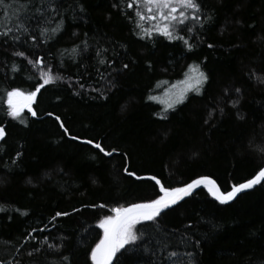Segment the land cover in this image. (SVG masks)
I'll return each mask as SVG.
<instances>
[{"label": "trees", "instance_id": "16d2710c", "mask_svg": "<svg viewBox=\"0 0 264 264\" xmlns=\"http://www.w3.org/2000/svg\"><path fill=\"white\" fill-rule=\"evenodd\" d=\"M12 2L0 7V31L17 23L20 0L7 7ZM127 2L61 0L64 30L54 40L0 37V127L6 133L0 141V259L92 264L90 251L103 235L99 222L111 208L162 195L149 177L182 187L208 176L227 192L264 166V84L255 78H264V0H202L204 27L186 35L191 51L160 35L141 39ZM27 23L38 33L35 20ZM77 45L81 54L73 62ZM97 49L107 50L108 64L97 63ZM16 51L43 57L64 77L41 89L33 104L37 116L25 109L24 123L7 114V92L34 91L43 81L40 69ZM193 64L208 76L202 94L189 93L165 111L159 96L185 79ZM56 116L80 139L65 134ZM89 139L115 149L113 155L82 142ZM57 211L70 215L53 221ZM157 219V225L147 222L154 238L149 251L118 253L121 264H171L165 259L171 251L178 253L176 264H188L189 252L196 264L264 261V181L228 204L201 188ZM29 234L36 239L23 243ZM165 239L167 248L155 243ZM37 247L38 254H27Z\"/></svg>", "mask_w": 264, "mask_h": 264}, {"label": "snow or ice", "instance_id": "6c2138e0", "mask_svg": "<svg viewBox=\"0 0 264 264\" xmlns=\"http://www.w3.org/2000/svg\"><path fill=\"white\" fill-rule=\"evenodd\" d=\"M15 4H17V0H13L12 4L7 5V7L11 8ZM4 6L5 0H0V7ZM62 7L61 0H20V11L16 14L17 23L15 27L4 26V30L0 31V37L10 36L14 42H18L21 37L16 33H22L28 35L33 43H36L38 38H42L43 43H48V41L54 40L57 35L64 30ZM126 7L127 9L133 10L135 29L138 31V34H140L141 39H152L154 35H160L169 41H180L191 51L194 45L189 42L191 36H187L186 38V35L196 32V26H199V28L204 27L203 21L205 18L202 15V0H128ZM80 11H83L82 6H80ZM125 15H127V13H125ZM57 16L60 17L59 20L56 19ZM129 18L131 19L132 17ZM73 19H75V17H73ZM207 19H211V17L209 16ZM31 20L37 22L38 33L30 30L27 22ZM145 23H147L148 26H145ZM73 35L76 34L73 33ZM81 43L83 44V51H87L89 47L87 40H83ZM208 47L211 48L213 45L209 44ZM106 51V49L96 50L95 55L99 58L97 61L99 65L109 63V61L104 58ZM71 53L73 54L71 59L75 62L76 56L81 54L80 46H74L71 49ZM13 55L23 57L27 59L28 64L39 68V76L43 82L36 85L34 91H22L19 88L8 91L7 114L13 119H21L22 113L27 109V111L35 117L37 116V112L33 109V104L37 100L38 93H40L41 89L45 88L46 85L62 81L64 77L54 73L50 66L46 67L43 57H39L36 60L28 59L24 51H16ZM123 67L125 69L128 68V64H124ZM14 70L18 69H15L14 66ZM250 78L253 77L250 76ZM255 78L259 83L264 84V78ZM207 82L208 76L201 70L200 65L193 64L189 66L188 72L185 73V79L178 81L177 84L172 86L175 91L166 93V96L169 98L163 101V103L166 104L165 111L168 109L174 110L176 105L183 104L188 98L189 93L201 95L202 89ZM114 86L115 85H112V87ZM80 87L83 88L84 86L80 85ZM235 91L239 93L240 89L237 88ZM104 98L106 99L107 97ZM150 99H155V97H150ZM236 103V101L232 102L233 107L236 106ZM48 115L51 116L52 113H48ZM161 118L166 119L167 117L164 116ZM240 118L243 119V117ZM55 119L59 122L64 133L68 134L72 140L80 139L75 135H70L69 129L64 125L60 116H56ZM21 123H24L22 119ZM5 136V129L0 127V141H4ZM82 142L92 145L105 156H112L115 151V149L106 150L101 143L94 142L91 139ZM17 155L19 156V153ZM125 171H127V169H125ZM129 175L135 174L129 173ZM149 179L155 181V184L159 186V193H162V195L158 194L157 198L145 202L132 203L127 207L120 205L111 208L110 211L113 214L104 216L99 222L98 227L103 230V236L90 251V260L92 264H113L114 259H116L117 264H121L120 258L117 257L118 253L121 254V257H126L136 254L141 250L149 251L148 245L152 244L154 238L151 237L150 233H147V228L149 226L147 222H152L153 225H157L159 223L157 218L161 217V214L164 213L165 210L178 204L180 201L184 200L185 197L192 195L193 191L200 188L202 185L207 188L208 192L211 193L220 204H228L234 200L238 194L245 190L252 189L255 185L261 184V182L264 181V168H261L252 179H248L244 183L233 184L231 190L227 192L221 191L216 181L208 177L193 179L182 187H165L155 176L149 177ZM100 207H104V205H100ZM0 211H5V209L0 207ZM24 214L27 215V213ZM68 215H70V213L57 211L52 217V220L55 221L57 217ZM138 225L142 227L138 228ZM188 227H191V225ZM32 231L36 232L37 229H33ZM39 231L43 232L45 228H41ZM157 231H159V229H157ZM34 239H36V237L29 234L23 243H27ZM190 240L191 237H188L187 239H183L182 242L187 244ZM23 243H21L20 247H23ZM155 243L167 248L169 242L165 239L163 241L156 240ZM196 244L197 246L199 245V240L196 241ZM48 247L58 250L54 244H50ZM39 252L40 249L37 247L27 254L33 256ZM153 254H155V250H153ZM186 255L189 257L188 264H196L194 253L189 252ZM177 256L178 253L176 251H171L167 254L165 259L171 262V264H176L175 258ZM64 259H67V257H64ZM0 264H11V262L0 259ZM16 264H19V261H17ZM260 264H264V261H261Z\"/></svg>", "mask_w": 264, "mask_h": 264}, {"label": "water", "instance_id": "95a60500", "mask_svg": "<svg viewBox=\"0 0 264 264\" xmlns=\"http://www.w3.org/2000/svg\"><path fill=\"white\" fill-rule=\"evenodd\" d=\"M263 168H264V167H263ZM203 177H208V176H203ZM253 177H254V176H253ZM253 177H252V178H253ZM199 178H200V177H199ZM208 178H209V179H212V180H215V179H213V178H211V177H208ZM252 178H250V179H252ZM245 182H246V181H245ZM262 182H263V181H262ZM216 183H217V182H216ZM243 183H244V182H243ZM217 185L220 187L221 191H223L222 188H221V186H220L218 183H217ZM255 186H257V185H255ZM255 186H254V187H255ZM254 187H253V188H254ZM201 188H205V187L202 185L200 188L195 189L193 192H195V191H197V190H199V189H201ZM248 190H249V189H248ZM246 191H247V190H245L244 192H246ZM223 192H225V191H223ZM244 192L238 194L237 197H236L234 200H236V199H237L241 194H243ZM185 198H186V197H185ZM234 200H232L231 202H233ZM182 201H183V200H182ZM180 202H181V201H180ZM180 202H179V203H180ZM231 202H229V203H231ZM176 205H177V204H176ZM173 206H175V205H173ZM173 206H172V207H173ZM125 207H127V206H125Z\"/></svg>", "mask_w": 264, "mask_h": 264}, {"label": "rangeland", "instance_id": "374dc122", "mask_svg": "<svg viewBox=\"0 0 264 264\" xmlns=\"http://www.w3.org/2000/svg\"><path fill=\"white\" fill-rule=\"evenodd\" d=\"M188 72V71H187ZM170 91H172V92H174L175 91V89H171V90H169V91H167L166 93H169ZM169 97L168 96H166V94H164V95H160L159 96V98H158V100H160V102L164 105V107H166V104L165 103H163V101H166L167 99H168ZM34 109V108H33ZM113 214V213H112ZM112 214H110V215H112ZM103 236V235H102Z\"/></svg>", "mask_w": 264, "mask_h": 264}, {"label": "bare ground", "instance_id": "6f19581e", "mask_svg": "<svg viewBox=\"0 0 264 264\" xmlns=\"http://www.w3.org/2000/svg\"><path fill=\"white\" fill-rule=\"evenodd\" d=\"M263 167H264V166H263ZM263 167H262V168H263ZM246 181H247V180H246ZM244 182H245V181H244ZM242 183H243V182H242ZM258 185H259V184H258ZM255 187H256V186H255ZM255 187H254V188H255ZM252 189H253V188H252ZM249 190H251V189H249ZM249 190H247V191H249ZM247 191H246V192H247ZM195 192H196V191H195ZM193 193H194V192H193ZM244 193H245V192H244ZM186 198H187V197H186ZM186 198H185V199H186ZM185 199H184V200H185ZM181 202H182V201H181ZM181 202H180V203H181ZM178 204H179V203H178ZM127 206H128V205H127ZM175 206H176V205H175ZM173 207H174V206H173ZM171 208H172V207H171ZM167 210H168V209H167ZM165 211H166V210H165Z\"/></svg>", "mask_w": 264, "mask_h": 264}]
</instances>
